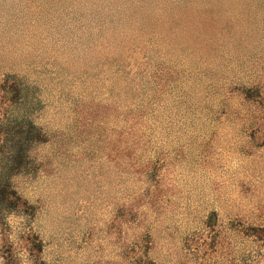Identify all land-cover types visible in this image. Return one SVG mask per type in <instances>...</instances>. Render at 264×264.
Listing matches in <instances>:
<instances>
[{"label":"rangeland","instance_id":"rangeland-1","mask_svg":"<svg viewBox=\"0 0 264 264\" xmlns=\"http://www.w3.org/2000/svg\"><path fill=\"white\" fill-rule=\"evenodd\" d=\"M12 211L33 264H264V0H0Z\"/></svg>","mask_w":264,"mask_h":264},{"label":"clouds","instance_id":"clouds-1","mask_svg":"<svg viewBox=\"0 0 264 264\" xmlns=\"http://www.w3.org/2000/svg\"><path fill=\"white\" fill-rule=\"evenodd\" d=\"M29 157L37 164L45 165L46 163L45 153H34ZM16 180L23 181V177L14 176L12 178V183H15V191H20L22 189L21 194L24 199L28 200L30 203H36L42 195L39 184L35 180L31 183L27 181L16 183ZM4 221L7 225V230L4 233H0V248H3L6 245H11V250L15 249V252H12V255L19 264H33V260L30 258L28 247L25 243L27 234L30 231L29 222L26 216L22 212L17 214L16 211H12L5 213ZM31 227L40 232L43 236H46L49 232L46 221L43 219L39 220L37 224H34ZM50 253V248L45 249V256L43 258L45 264L51 260ZM0 264H8L4 254H0Z\"/></svg>","mask_w":264,"mask_h":264}]
</instances>
